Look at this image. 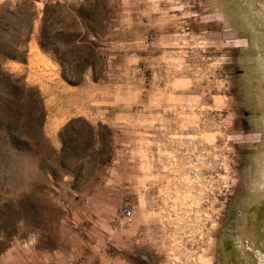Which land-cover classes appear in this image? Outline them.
<instances>
[{"label":"rangeland","instance_id":"obj_1","mask_svg":"<svg viewBox=\"0 0 264 264\" xmlns=\"http://www.w3.org/2000/svg\"><path fill=\"white\" fill-rule=\"evenodd\" d=\"M0 264H264V0H0Z\"/></svg>","mask_w":264,"mask_h":264},{"label":"built area","instance_id":"obj_2","mask_svg":"<svg viewBox=\"0 0 264 264\" xmlns=\"http://www.w3.org/2000/svg\"><path fill=\"white\" fill-rule=\"evenodd\" d=\"M122 219L123 220H127L130 218L131 216V211L129 209H125L122 213H121Z\"/></svg>","mask_w":264,"mask_h":264}]
</instances>
